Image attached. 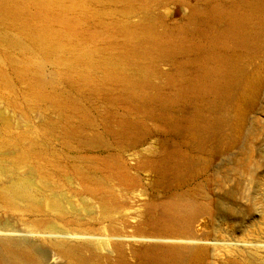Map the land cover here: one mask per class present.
<instances>
[{"label": "rangeland", "instance_id": "rangeland-1", "mask_svg": "<svg viewBox=\"0 0 264 264\" xmlns=\"http://www.w3.org/2000/svg\"><path fill=\"white\" fill-rule=\"evenodd\" d=\"M15 1L36 9L33 0ZM42 6L59 49L40 53L28 41L19 49L0 38L1 179L27 178L36 191L34 200L0 203V240L33 243L45 264H83L53 244L60 237L80 244L86 264H139L140 243L165 234L159 218L172 213L186 227L181 221L193 213L182 235L195 232L203 247L162 264H263L264 0ZM231 11L240 23L230 24ZM226 27L236 33L228 43L217 37ZM159 39L171 42L169 54L160 53ZM135 45L142 49L128 70L136 86L104 80L100 70L83 81L82 64L69 61L91 51L124 56ZM221 54L236 67L214 69L217 77L231 74L214 91L206 67ZM33 79L50 98L31 95ZM196 81L204 89H193ZM29 143L47 162L40 175L19 153Z\"/></svg>", "mask_w": 264, "mask_h": 264}, {"label": "bare ground", "instance_id": "bare-ground-1", "mask_svg": "<svg viewBox=\"0 0 264 264\" xmlns=\"http://www.w3.org/2000/svg\"><path fill=\"white\" fill-rule=\"evenodd\" d=\"M33 1V5L36 9L32 11V13L28 11V4L25 3V1L0 0V38L9 41L8 43L10 47L14 46L19 49H23L25 46V41H28L32 43L30 49L40 53L59 49L61 47V41L57 33L53 32L49 27V24L45 20V15L43 14L42 2L44 0ZM47 1L56 2L57 0ZM228 15V20H232L230 22L231 25L240 23L239 20L241 19V16L239 17L238 13H233L231 11L228 12ZM192 17L193 14L190 15L188 22L192 20ZM226 21L227 17L224 16V20L220 19V22L218 20V25L223 23L225 24ZM11 25L23 28L25 30L24 33H21L20 36H12L9 30V27ZM228 27L223 28L222 31L220 30L217 35V37L220 38V41L224 43H228L229 41H231V39L236 34ZM240 31L241 30H236L237 34H239ZM155 44H158L160 53L162 55L169 54L168 47L170 46L171 42L159 39L155 41ZM141 49L142 48L140 47V45H135L129 50H126V54L124 56L115 53L113 54L111 52L99 54L97 52L91 51L85 54L76 55L69 61H75L77 64H82V67L76 68V70L79 77L83 81L92 79L93 74L97 70H100L103 73L102 78L104 80H127L128 84L136 86L137 81L130 78L128 65L130 63L129 60L133 58L134 53ZM212 65L213 66L211 68L206 67L208 71L207 77L210 80L209 82L211 83V87L214 91L224 89L226 87L228 79L231 77V74L225 77H217L216 73L213 74L214 69L217 67L232 71L235 70L236 66L231 63V60L225 54H221L217 57L214 56ZM37 80L33 79L32 82H30L31 95L36 98H50L51 93L44 87L45 85L40 80ZM190 85L193 89H196L198 91L204 89L202 81H196L191 83ZM17 145L18 144H6L4 147L11 148L16 146L17 149ZM18 149L21 156L28 162L30 174H39L42 170H45L47 168V162L43 160L44 154L42 153V150H40L34 143H29L25 146L19 147ZM11 151L13 152V149ZM2 175L3 173L0 169V203L12 202L14 199L19 197H25V199L31 198L34 200V198L36 197V191L33 187V184L27 178L20 177L13 182H11L10 179V181L8 182V179L3 177L2 179H6L7 181L4 182L1 179ZM205 195L208 196L207 193H205ZM43 200L38 199L36 201L35 205L38 207V209L39 207L41 208V206H43ZM52 200L56 201L55 199ZM52 200L50 201V199L46 197V205L54 203L52 202ZM56 203L57 202H55L54 204ZM176 219L177 217H175L172 213H169L168 215H164L162 218H159L156 221V226L165 228V234L159 236L154 235L157 238L156 240H144L140 243L139 247L141 250L139 252V264H162L167 260L176 261L179 259L178 256H180V253L184 248H189L192 251V253L188 256L189 259L193 254L197 253L203 247V245L200 243L201 238H199L195 232H193L191 235H182L183 233H185L182 231L184 228H192V223L193 219H195V215L193 213H190L187 217L184 218L186 220L181 221H187L185 224L186 227H180V222H177ZM149 236L150 235H145L144 238ZM60 238L59 241H55L53 242V244L60 247L61 251L64 254L73 255V257H75L79 262L83 264L88 263L87 258H85V256L82 254V248L80 244H77L74 241L72 242L70 240H61ZM55 259L56 258L54 257V260ZM12 262L17 264H45V259L34 247L33 243L27 242L25 240L17 242L15 240H12V238L8 236H4L0 240V264H12Z\"/></svg>", "mask_w": 264, "mask_h": 264}]
</instances>
